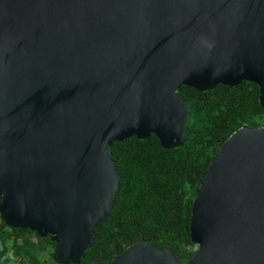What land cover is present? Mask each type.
I'll return each instance as SVG.
<instances>
[{
    "label": "water",
    "instance_id": "obj_1",
    "mask_svg": "<svg viewBox=\"0 0 264 264\" xmlns=\"http://www.w3.org/2000/svg\"><path fill=\"white\" fill-rule=\"evenodd\" d=\"M264 108V0H0V219L81 264L113 206L108 147H180L182 85L242 81ZM187 264H264V124L221 144L192 200ZM181 264L137 241L108 263Z\"/></svg>",
    "mask_w": 264,
    "mask_h": 264
},
{
    "label": "trees",
    "instance_id": "obj_2",
    "mask_svg": "<svg viewBox=\"0 0 264 264\" xmlns=\"http://www.w3.org/2000/svg\"><path fill=\"white\" fill-rule=\"evenodd\" d=\"M178 95L189 107L183 144L164 149L153 133L114 141L111 151L120 175L109 216L92 230L95 243L81 264L108 263L137 241L169 249L187 264L196 246L190 239L192 200L222 142L241 126L264 124L258 86L218 84L209 91L182 85ZM55 243L28 229L8 227L0 219V264H56ZM48 253V260L40 256Z\"/></svg>",
    "mask_w": 264,
    "mask_h": 264
},
{
    "label": "rangeland",
    "instance_id": "obj_3",
    "mask_svg": "<svg viewBox=\"0 0 264 264\" xmlns=\"http://www.w3.org/2000/svg\"><path fill=\"white\" fill-rule=\"evenodd\" d=\"M42 257V259L44 260H48L50 258V255L48 253H43L40 255Z\"/></svg>",
    "mask_w": 264,
    "mask_h": 264
}]
</instances>
